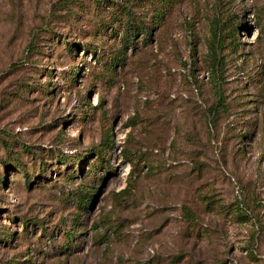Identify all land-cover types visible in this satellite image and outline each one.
<instances>
[{
    "label": "rangeland",
    "instance_id": "1",
    "mask_svg": "<svg viewBox=\"0 0 264 264\" xmlns=\"http://www.w3.org/2000/svg\"><path fill=\"white\" fill-rule=\"evenodd\" d=\"M0 264H264V0H0Z\"/></svg>",
    "mask_w": 264,
    "mask_h": 264
}]
</instances>
